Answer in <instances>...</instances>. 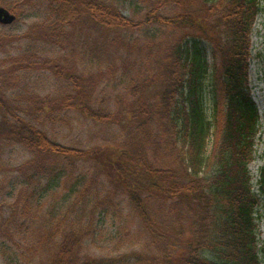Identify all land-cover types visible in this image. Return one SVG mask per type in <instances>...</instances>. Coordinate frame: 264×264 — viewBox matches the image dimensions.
<instances>
[{"label": "trees", "instance_id": "obj_1", "mask_svg": "<svg viewBox=\"0 0 264 264\" xmlns=\"http://www.w3.org/2000/svg\"><path fill=\"white\" fill-rule=\"evenodd\" d=\"M45 1L78 58L36 109L115 123L119 139L67 145L0 98L5 135L35 159L11 184L0 263L262 264L248 79L260 0Z\"/></svg>", "mask_w": 264, "mask_h": 264}, {"label": "rangeland", "instance_id": "obj_2", "mask_svg": "<svg viewBox=\"0 0 264 264\" xmlns=\"http://www.w3.org/2000/svg\"><path fill=\"white\" fill-rule=\"evenodd\" d=\"M38 1L40 0H0V5L8 9V4H11L13 10L10 11L16 15L14 22L0 24V98L6 105H15V113L26 122L67 145L88 147L103 139L106 142L118 140L119 134L116 133L119 132V127L115 123H94L74 110L68 115L62 112L61 117H65L61 119L57 116V111L50 107L44 108L45 112L36 109L38 99L48 101L58 95V88L63 81V73H58V68L63 65L71 68L70 64H76L73 60L78 58L70 52L72 48L67 46L70 30L63 34L59 32L56 24L51 22L53 19L46 9V1L42 0L43 5H39ZM260 5L261 12L255 20L251 35V59L248 66L251 93L260 114L255 158L249 164L252 188L257 193L264 171V0H260ZM124 11L131 13L125 6ZM66 29L69 27L66 26ZM69 74L71 72L65 75ZM87 75L88 73L84 76ZM104 95L105 91L103 94L98 92L99 99L104 98ZM108 95L110 94L107 92L106 98ZM113 107L112 105V109ZM4 110L5 107L0 103V241L8 242V235L12 234L11 219L15 210L14 199L10 194L11 184L14 179H23L33 170L35 159L23 144L5 135L3 130L8 124L3 119ZM10 120L13 121L14 118ZM21 164L23 165L19 170ZM260 198L258 238L260 245H264V200L261 195ZM100 243L102 245L105 242ZM93 251L100 252L98 249Z\"/></svg>", "mask_w": 264, "mask_h": 264}, {"label": "water", "instance_id": "obj_3", "mask_svg": "<svg viewBox=\"0 0 264 264\" xmlns=\"http://www.w3.org/2000/svg\"><path fill=\"white\" fill-rule=\"evenodd\" d=\"M16 15L12 13L8 8L0 5V24H10L14 22Z\"/></svg>", "mask_w": 264, "mask_h": 264}]
</instances>
